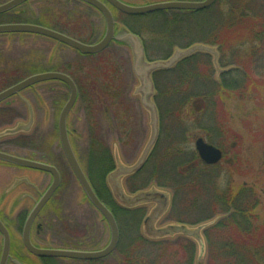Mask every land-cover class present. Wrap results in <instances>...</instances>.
Listing matches in <instances>:
<instances>
[{
  "label": "rangeland",
  "instance_id": "obj_1",
  "mask_svg": "<svg viewBox=\"0 0 264 264\" xmlns=\"http://www.w3.org/2000/svg\"><path fill=\"white\" fill-rule=\"evenodd\" d=\"M7 1L0 0V4ZM124 1L131 5L145 6L167 1L202 0ZM17 10L23 11V16L15 17L10 13L5 18L12 19L11 22L51 26L54 30L85 43L97 42L104 34L100 15L76 1L31 0ZM240 15L246 16V23L254 18L252 22L260 27V24H264V0H217L211 9L202 13L168 12L143 19L150 24L139 29L148 60H165L175 50L202 44L213 49L216 47L219 67L231 70L232 76L240 71L252 81L262 83L261 89L256 93H252L250 88L242 93L241 89L233 93H215V87L223 78H219V73L216 74L212 57L201 54L181 62L167 73L154 74L156 93L153 101L159 116V137L143 170L135 177L123 180L128 195L152 188L165 190L172 196L167 215L164 214L157 221L147 222L146 227L151 231L173 224H184L189 229L203 224L205 227L210 226L212 221L208 220L216 217L215 221H218L224 216L221 208L217 207V199L229 189L251 191L257 201V225H263L264 42L258 44L252 41L247 31L248 24L233 28L236 31L232 33L233 30H229L228 34V21L233 16ZM174 21L178 22L173 24ZM224 35L228 36V40L221 47L216 45L218 43H215V37L222 38ZM29 68L27 75L63 71L77 80L82 74L87 75L89 81L97 80L109 87L110 96L94 95L95 97L88 98L84 95L83 101L76 102L67 122L70 130L76 129L72 138L73 149L81 167L91 176L93 184H105L107 172L105 175L102 172L104 176L95 182V163L93 164L92 157H96V148L94 145L88 148V126L94 135L95 116L93 109L88 110V126L87 122H79L82 106L109 109V117L104 116L102 122V133L109 144L103 145L110 162L109 171L113 170L114 155L120 163L128 166L140 160L150 140L151 131L149 115L141 107L139 98L134 95L139 84L132 73L131 50L120 44H111L97 56L81 57L65 46L37 36L0 35V92L27 77L24 72ZM247 84L246 81V87ZM92 87L96 91L95 86ZM66 90L58 83H44L23 91L18 95L21 96L20 99L15 96L2 102L0 141L6 144L10 142L2 147L5 151L27 158L43 159L54 164L62 173V183L55 198L53 197L55 206L50 207L51 209L46 206L42 210L43 213L47 210L45 215L53 213L51 216L59 220L49 221L51 247L98 251L108 244L109 229L101 221L100 214L86 201L80 185L62 157L57 139V114L53 113L52 102L54 99L67 101V96L61 97L58 94ZM239 93L242 95L238 96ZM193 103L198 108H193ZM12 104L20 107L18 111L22 118L28 116L27 110L31 112V119L24 123L10 111L4 110L5 106ZM32 108L36 110L32 111ZM33 121L37 124L32 130L30 127ZM20 125L22 128H19ZM14 131L17 133L14 134ZM198 138L219 148L224 159L210 170H202L199 166L198 170L181 175V170L198 158L194 145ZM103 161L106 163L105 159ZM20 177H26L29 181L33 178L31 181H35L37 173L0 164V211L5 213L6 218L14 217L22 208L29 211L33 208L30 201L19 198L23 193L29 192L27 187L17 183ZM177 179L181 183L179 186L174 181ZM110 197L109 195L104 200L109 208L116 212L120 220L128 218L131 221H118L121 234L119 247L102 264H183V259L187 258L183 252L184 246L190 249L191 264H233L221 251V241L214 232L208 234L211 237L210 243L207 234H204L206 249L203 253L193 240L184 237L160 240L167 247L161 250L163 247L159 248L153 243L160 242L159 240H146L155 238L148 236L146 228L142 227L144 217L154 206L119 213L122 209ZM14 204H18L15 205L18 207L11 210ZM71 218L82 221H65ZM20 223L23 224L24 221ZM68 224H72L71 227ZM258 251L260 253L255 262L264 264V254H261L263 249Z\"/></svg>",
  "mask_w": 264,
  "mask_h": 264
},
{
  "label": "water",
  "instance_id": "obj_2",
  "mask_svg": "<svg viewBox=\"0 0 264 264\" xmlns=\"http://www.w3.org/2000/svg\"><path fill=\"white\" fill-rule=\"evenodd\" d=\"M30 0H10L9 2L0 6V15L5 14L15 8L23 5L24 3ZM102 14L106 23V30L103 38L97 44L94 45H84L75 40H72L64 35H61L57 32L45 29L39 26L33 25H0V35L6 34H29L37 35L50 40H53L57 43H60L66 47H69L82 55H96L104 51L111 41H116L118 43L126 44L132 53L133 57V67L132 71L135 77L139 82V87L135 90V96L140 97L141 105L144 110L149 114L150 117V128H151V137L150 140L142 153L140 160L132 167L123 166L118 157L115 156V161L117 168L111 173L107 178L108 186L111 190L113 198L115 201L122 207L127 209H133L138 206L154 204V209L149 213L147 218L144 220L143 227L146 228V234L148 236L154 237L156 239L172 238L175 236H183L185 238L193 240L199 247L201 253L204 252L205 245L202 238L203 228L205 229L206 225H202L195 229H189L183 225H169L163 229H154L153 231L149 230L146 227L148 221H157L159 220L166 212L168 211L170 205V196L166 192H161L156 189H150L147 192L139 193L134 197H129L125 194L122 187V180L125 177L135 174L138 172L144 165L147 157L149 156L151 150L154 147V144L158 136V118L157 110L152 103V97L154 96V88L151 81V75L158 71H168L173 68L179 61L182 59L188 58L195 53H205L212 55L214 57V64L217 61V54L214 49L202 45H195L185 51L176 50L172 57L167 61L147 63L144 57V50L139 41V39L131 34L123 33L117 36H114L113 30V19L107 8L97 0H79ZM116 10L126 15L131 16H142L155 12L161 11H201L211 7L216 0H204L202 2H164L156 3L143 7H130L124 5L117 0H105ZM48 81H58L64 83L70 92L68 102L64 106L58 122V132L60 136L61 148L63 150L64 156L69 164L71 171L73 172L75 178L77 179L84 195L86 196L89 203L101 214V216L106 220V223L110 230V241L108 245L101 251L98 252H79V251H69V250H37L34 249L28 241V231L31 220L38 214L47 200L52 196L59 185V177L57 171L48 165L28 161L25 159L13 157L7 154L0 153V161L37 170L42 172L50 173L53 177V182L44 196L40 201L35 205L34 209L29 215V218L25 224L24 230V241L27 250L39 258H57V259H69V260H84V261H93L98 259H103L109 256L116 248L119 233L117 225L114 221L113 216L107 210V208L97 199L93 190L91 189L85 175L83 174L74 154L69 144L66 131V117L72 106L75 103L77 92L73 81L59 73H47L42 75H36L30 77L17 85L5 90L0 93V103L16 94L22 90L42 82ZM21 128V127H20ZM12 133V132H11ZM14 134L17 131L13 132ZM195 149L200 157V159L207 165H214L218 163L221 158V152L218 151L213 146L207 145L203 142L202 139H198L195 142ZM208 226V225H207ZM153 232V233H150ZM0 233L3 236V252L0 260V264H6L8 258V235L4 227L0 223ZM149 233V234H148Z\"/></svg>",
  "mask_w": 264,
  "mask_h": 264
},
{
  "label": "flooded vegetation",
  "instance_id": "obj_3",
  "mask_svg": "<svg viewBox=\"0 0 264 264\" xmlns=\"http://www.w3.org/2000/svg\"><path fill=\"white\" fill-rule=\"evenodd\" d=\"M71 1H74V0H71ZM97 1L102 3L108 9V11L110 12L111 17L113 19V23H114V35H116L118 33H123V32L132 33V29L140 28L142 26H145V25H141L142 22L147 24L145 21L136 20L135 17L128 16L126 14H123V13L119 12L118 10H116L113 6H111L105 0H97ZM117 1L120 2V3H123L125 5L133 6V5L129 4L128 2L124 1V0H117ZM78 3H80V2H78ZM82 5L86 6L87 8L95 11L96 13H98L100 15V17L102 19V22L104 24V32H105V28H106L105 27V20L102 17V15L99 12H97L95 9H93L92 7H89V6L85 5V4H82ZM23 13H24L23 11L17 10L13 14H14L15 17H20V16H23ZM18 20H20V19H18ZM11 21H12V19H7V18H3L2 19V22L6 23V24H9ZM11 24H24V23L12 22ZM46 28L54 30L53 28H51V26H46ZM102 38H103V36L101 37V39ZM99 41H97V42H99ZM79 42H81V41H79ZM97 42L86 43V44L87 45H92V44H95ZM111 44H119V43H117L115 41H111L109 46ZM79 56H81V55H79ZM29 70H30V68L26 72H24V73H26V74H24V76L27 75ZM56 72H60V73H63V74L67 73V72H63V71H56ZM30 76H32V75H28L27 77H24L23 79L29 78ZM68 76L71 77L70 75H68ZM86 77L87 76L85 75L83 77V79H85ZM22 80H20V81H22ZM20 81H17L14 84L12 83L10 86H7V88H5L2 91H5V90L17 85L18 83H20ZM74 82H75V84L77 86V101H83L82 97L84 95L87 96L88 98H93V97H91V96H93V94H97L96 97H99V95H101V94H105L103 92H96V91L88 90V89H85V90L79 89V87L77 85V81L74 80ZM58 84L63 85L61 83H58ZM63 86L65 87V90H66V86L65 85H63ZM33 87L34 86H31L30 88H27L25 90L33 89ZM66 91L68 92V90H66ZM66 91H60L58 94L61 97H64V96L69 97V92L67 93ZM22 92H20V93H22ZM20 93L18 95H20ZM51 93H54V92H51ZM55 94H56V92H55ZM13 97H15V96H13ZM20 98H21V96H18V99H20ZM52 103H53V113L57 114V119H55V123H56V127H57L59 115H60L61 110L63 108L62 104H65L66 100L64 99L62 101V100H55L54 99V101ZM88 103H90V100L88 101ZM19 108L20 107L15 106V105L12 104V105L5 106L4 110L10 111L15 117H17L18 119L22 120L21 122H24V123H25V121L28 122V120L31 119V116H32L31 112L29 113V111L27 110L28 116L22 118L20 116L19 111H18ZM91 109H93V115L95 116V127H94V130H96V131H95L94 135H92V131H91V129L88 126L89 121H87L88 120V116H87L88 115V110L90 111ZM4 110H2V111L4 112ZM33 110H36V109L32 108V111ZM34 113H35V111H34ZM79 114H80V121L79 122H83V121L87 122V126H88V129H89L88 130V148H90V146L94 145V144L95 145H101V146L105 145V144H108V141H105L107 139L104 138L103 133H102V122H103L104 116L107 117V118L109 117V109L108 108H101V107L98 108V106H93V107H91V106L90 107L82 106V109H80ZM112 116L114 117V122H115L114 114H112ZM68 117H69V115H68ZM68 117H67V122H68ZM34 118H35V116H34ZM56 120H57V122H56ZM76 120L78 121V118ZM36 124H37V122H35V121L32 122V126H31L32 130L34 128V125H36ZM67 132H68V138H69L70 144H71L72 149H73V143H72L73 140H72V138H73L74 134L76 133V129H71L70 130L68 128ZM57 139H58V143H59L60 141H59V135L58 134H57ZM9 144H10V142H8L6 144V142L2 143V141H0V146H1L0 147V152L7 153V154H12V155H14L16 157H20V158H23V159H26V160H29V161L45 163L47 165L55 167L57 172H58V175H59V182H60L59 188H60V185H61L62 179H63L62 178V173H61V171H59V169L54 164L48 163V162H46L43 159L39 160V159H36V158H27V157L19 156L17 154H13V153H10L8 151H5L2 147H5V146H7ZM59 145H60V143H59ZM62 157L65 160V157H64L63 154H62ZM65 162H66V160H65ZM0 164L6 165V166H11L12 168H16V169L22 170V171L31 170V169H28V168L18 167V166H14V165L3 163V162H0ZM66 164H67V162H66ZM31 171H34V170H31ZM70 172H71V170H70ZM36 173H37V177L35 178V181H31L33 178L29 181L26 177H20V179H19V180H21L20 185H24L29 190V192L23 193V195H21V197H19V198L22 199V200L30 201L31 205L33 207L42 198V196L48 190V188L50 187V185H51V183L53 181V177L51 175H49V174L41 173V172H38V171H36ZM71 174H72V172H71ZM85 174H87V173H85ZM48 178H49V180H48ZM87 178L89 180L88 174H87ZM89 183H90L92 189L94 190L95 194H96V190H98L100 192L102 191V188H100V184H97V189H96V187L93 186V184L91 183L90 180H89ZM59 188H57V190L54 192V194L45 203V205L43 206L41 211L37 214V216L34 217L31 220V223L29 225V231H28V241H29L30 245L34 249H37V250L61 249V248L51 247V245H50L51 236H49V231H50L49 221H59V220L56 219V218H53L51 215H54V214L51 213V212L49 214L45 215L46 213H48V212H46L47 210L44 213L42 212V210L46 206H49V208L50 207L52 208V207L55 206L54 198H55V195H56L57 191H59ZM96 196H97V194H96ZM18 201H19V199H18ZM15 205H18V204H14V206H12L11 210L12 209H17L18 206H15ZM2 209L4 210L5 208L2 207ZM32 209H30V211H29L28 209L22 208V209L19 210V212L16 213V215L14 217L12 216L11 218L4 217L5 213L0 211V222L3 225V227L5 228V230H6L7 234H8V258H7L6 264H64L66 262H72L74 264H93L95 262H102V261L106 260V259H104V260H98V261H94V262H85V261H77V260H59V259H53V258H39V257L34 256L33 254H31L27 250V248L25 246L24 230H25L26 221L28 220L29 214H30ZM41 212L43 214H41ZM24 215H25V217H24ZM114 219H115L116 222L117 221H131L128 218L124 219V220H120L119 218H117L115 216H114ZM20 221H24V223L22 224V223H20ZM65 221H82V220H78L77 218H71V219H67ZM101 221H105V220L103 218H101ZM68 225H69V227H71L72 224H68ZM47 233H48V235H47ZM120 236H121V234H120ZM65 249H67V248H65ZM74 250H77V248L74 249ZM77 251H86V250H80L79 249ZM2 252H3V236L0 233V260H1Z\"/></svg>",
  "mask_w": 264,
  "mask_h": 264
},
{
  "label": "trees",
  "instance_id": "obj_4",
  "mask_svg": "<svg viewBox=\"0 0 264 264\" xmlns=\"http://www.w3.org/2000/svg\"><path fill=\"white\" fill-rule=\"evenodd\" d=\"M197 13H202V12H196L192 14H197ZM163 14H165V12L156 13V14H152L149 16H158V15L161 16ZM143 18L144 17H137L136 20H142ZM244 19H246L245 15L244 16L240 15L239 17L233 16V18L230 21H228V24H227L228 34H230L229 30H233L232 33L236 31L233 28L242 26L243 24H248L247 31L249 32L248 34L251 36L252 41L258 44L263 43L264 42V24H260L259 25L260 27H257L258 25L257 24L254 25V22H252L253 20H255L254 18H252L253 20H251L249 23L244 22ZM177 22L174 21L173 24ZM256 27L258 29L255 30ZM137 30L139 29L138 28L132 29V33L142 38L141 31L140 30L137 31ZM237 36L239 37L240 35H237ZM215 38H216L215 43H218L216 45H219L220 47L223 46L226 40H228L227 35H224L222 38H220L219 36H216ZM143 45H144V41H143ZM236 74L237 75L232 76L231 71L223 74L221 76L223 79H221V81L217 84V87H215L216 88L215 93L220 92V91H224V92L230 91V93L231 92L233 93V92H237L240 89H241L240 92L242 93L243 90L245 91L246 88H250V91L252 93H256L258 90L261 89L260 87L262 86V83L252 81L250 77L247 76L244 72L238 71V73L236 72ZM88 81H89V76H87L85 79L80 77L77 80V85L79 89H82V90L88 89V90L94 91L95 89L94 87H92V85H94L96 88V91L105 93L101 95L110 96V92L108 90L109 87L105 86L103 82L99 83L97 80H94L93 82L91 81L88 82ZM246 81L248 82L247 84L248 87L245 86ZM241 93H239L238 96L239 95L241 96L242 95ZM94 95L97 96V94H93V96ZM111 97H113V95ZM196 107L198 108V105L196 106L194 105L193 108H196ZM94 146L96 148L95 153L97 154L95 155L97 158L94 157L95 158L94 160V158L92 157V162L93 164L95 163L93 167L96 169L95 170L93 168L95 182H98L99 177L104 176L105 172L107 173L109 172L110 162L107 156L105 155V150L103 146L95 145V144ZM103 159H105L106 163H104ZM89 162H90V159H89ZM193 163L195 164V167L199 165L202 168V170L207 171V169L210 168V167H206L200 164V161L198 159H196V162H193ZM187 167L184 168L185 170L184 173H182V171L180 172L181 175L182 174L187 175L189 172H192L196 169V168H192L187 171ZM100 169L102 171H100ZM102 172L104 175L102 174ZM89 179L91 183H93L91 176H89ZM174 181L177 182V186L181 185L178 179ZM101 188H102V191L100 192L96 190V194L98 198L104 202L108 193L106 191L105 185L101 184ZM185 189H188V188H185ZM217 202H218L217 207H220L221 210L223 211L222 213L224 214V218L218 221L217 224H215L214 226L204 231V234L205 235L207 234V239L209 243H210L211 237L208 236V234L211 235L214 232L216 237L221 241V246H220L221 251H223L227 255L228 259L233 264H256L255 262L257 261L256 256L260 253V251L258 250L263 249V252H261V254H264V236H263L264 235V222H263V225L261 226L257 225L258 217L255 215V211L257 208V201L253 197L251 191L246 190V189H242V190L241 189L239 190L229 189V190L224 191L220 195V197L217 199ZM121 212L129 213L131 211L128 212L124 210H119V213ZM113 213L114 215H117L116 212L113 211ZM161 242L163 241L153 242V243H155V245L159 248L163 247L161 250L167 249V247H164L161 244ZM189 251L190 249L188 246L183 247V252L187 256V258L183 259L184 261L183 264H191V260H190L191 252Z\"/></svg>",
  "mask_w": 264,
  "mask_h": 264
}]
</instances>
